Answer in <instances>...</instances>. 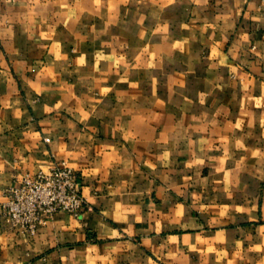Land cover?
<instances>
[{
  "label": "crops",
  "instance_id": "0c3cea01",
  "mask_svg": "<svg viewBox=\"0 0 264 264\" xmlns=\"http://www.w3.org/2000/svg\"><path fill=\"white\" fill-rule=\"evenodd\" d=\"M62 160L0 264H264V0H0V211Z\"/></svg>",
  "mask_w": 264,
  "mask_h": 264
},
{
  "label": "built area",
  "instance_id": "2783aa9c",
  "mask_svg": "<svg viewBox=\"0 0 264 264\" xmlns=\"http://www.w3.org/2000/svg\"><path fill=\"white\" fill-rule=\"evenodd\" d=\"M0 222L34 234L58 211L80 215L87 206L77 171L65 160L26 172L4 190Z\"/></svg>",
  "mask_w": 264,
  "mask_h": 264
}]
</instances>
